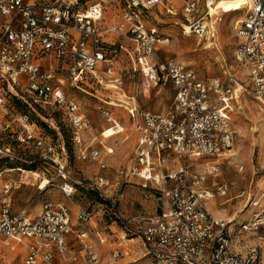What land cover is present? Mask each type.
<instances>
[{
  "label": "built area",
  "instance_id": "2783aa9c",
  "mask_svg": "<svg viewBox=\"0 0 264 264\" xmlns=\"http://www.w3.org/2000/svg\"><path fill=\"white\" fill-rule=\"evenodd\" d=\"M165 1L127 0L132 9L147 10ZM215 2L185 0L182 6V32L207 47H216L218 41L219 17L210 13ZM239 10L243 16L236 27L235 56L250 81L249 89L241 87L259 102L264 98V0H245ZM104 12L102 1L0 0V113L10 118L6 129L16 136L18 144L35 156L28 158L0 146V160L54 167L55 175L48 171L41 175L48 181L47 187L57 186L72 203L82 189L96 193L124 235L110 240L106 233L95 231L100 245L111 246L112 259L106 262L87 230L78 233L81 250L72 251L67 243L68 235L75 232L71 205L48 201L36 217L29 216L26 208L13 213L11 190L22 184L16 181L5 185L0 235L7 244L24 247V264H81L82 256L84 264H116L132 254L126 240H136L142 250L139 258L127 264H264V204L239 222L218 218L208 208L216 194L226 196L229 192L225 182L216 189L208 182L221 172L219 159L229 156L237 137L229 113L239 104L237 76L228 71L224 78H202L185 63L159 55L162 46L170 44V35L157 27L147 28L129 13L127 23L106 28ZM109 31L133 43L147 89L169 79L175 93L166 110H141L135 102L127 108L135 121L138 141L131 162L117 168L120 180L102 176L89 181L74 179L67 167L65 141L45 134L32 121L31 113L45 119L41 113L49 109L64 118L72 130L74 154L76 151L82 160L97 161L101 169L108 167L103 151L94 147L92 139L83 137L92 122L82 102L66 89V81L72 89L83 91L91 84L107 88L123 49L106 41ZM13 98L24 110L12 104ZM98 109L118 126L106 104ZM207 158H216V162ZM174 159L179 163L171 165ZM135 178L154 190L158 201L155 213L138 210L126 216L120 211L125 186ZM77 205V223L87 227L94 212L91 206ZM252 238L258 243L250 241Z\"/></svg>",
  "mask_w": 264,
  "mask_h": 264
},
{
  "label": "rangeland",
  "instance_id": "374dc122",
  "mask_svg": "<svg viewBox=\"0 0 264 264\" xmlns=\"http://www.w3.org/2000/svg\"><path fill=\"white\" fill-rule=\"evenodd\" d=\"M89 1L90 3L96 1L103 2L105 7L103 24L106 28L127 23L126 14L129 13L133 15L137 22L142 23L147 28L157 27L161 33L170 35V44L162 47L159 51V55L161 57L175 58L185 63L195 69L202 78H224L228 71H231L237 76L239 80L238 93H241L238 99L239 104L235 109H229L230 118L237 129V137L233 147L235 154L232 157L229 155L226 158L219 159L220 163H222L221 172L216 176L213 175L208 182L212 189H216L217 185L225 182L229 185V192L226 196H219L216 194V197L208 202V208L212 212L215 211L216 217L218 218H232L238 222L250 218L253 211L264 204V185L261 183L264 182V110H262L261 107L264 105V99L258 102L251 93L241 87L244 86L248 89L250 87L247 72L235 56L237 45V38L235 36L236 27L242 19L243 12L236 9V7L227 8L225 3L221 4L224 6H220L217 15L219 17L217 24V46L204 48L205 43L203 41H199L195 36L185 35L179 25V23L183 21L182 6L185 0H166L164 4H160L149 10L142 7L140 9H132L129 7L127 0ZM217 6L218 3L216 2V7ZM105 39L110 43L115 42L123 46L120 55L117 57L115 75L111 78L112 81L107 88L97 84H91L89 87L84 88L86 91H83L72 89L68 81H66V89L71 96L82 102L92 122V128L83 133V137L87 140L96 139L95 144L100 147L104 145L102 141L107 145L106 142L112 139L120 137L125 139L128 132V130H125L111 138H103L102 133L106 128L111 127L113 123L112 121H108L107 118L100 113L98 109L100 106L106 104L111 111V116L116 118L118 123L122 126H125V123L130 126H135V122L130 119L127 110L128 107H131L132 101L135 100L137 106L141 110L162 111L169 107L174 97L173 84L169 79L154 83L149 89L146 88V78L138 67L134 45L126 37L123 35L119 36L118 33L109 31ZM117 78L120 79L119 83L115 80ZM110 84H116L119 89L114 90L115 87H110ZM132 98L135 99L130 100ZM104 100L108 101V103ZM44 112L45 113H41V115L44 116L45 119L39 117L35 112L31 113L32 121H34L45 134L54 139L62 138L65 141L69 155L67 163L68 169L72 171V173L81 172L73 156L75 155V147L70 125L58 114H53L52 110L47 109ZM52 115L54 116L53 119L50 117ZM9 119L8 116L0 113V146L11 147L17 154H22L28 158L31 156L35 157L34 154H30L29 149L21 147L16 141V136L6 129V122L9 121ZM55 126L59 129V134L56 132ZM122 126L118 125V128L123 129ZM90 135H92V137ZM132 158L133 154L128 157L124 165L129 164ZM206 160L216 162V158H207ZM5 161L8 163H5ZM18 161L19 160L2 158L0 161V171L13 166H21L28 171H37L41 175L44 171H48L47 173L51 176L55 171L53 167L46 166L45 163L24 164ZM172 162H174V160H172ZM173 164L174 163H171V165ZM45 167L48 169L46 170ZM9 173L10 172L4 173L3 178H14L11 177L12 175H9ZM20 173L27 175V172ZM17 175L18 173L15 179H17ZM89 180L91 179H84V181ZM134 180L137 185L133 189L141 191L144 199L153 201L156 209L158 201L155 197L154 190L144 188L143 185L139 183L142 181L139 178H135ZM23 181L28 183L26 185L21 184L20 187L12 188L11 190L14 210L27 206L31 202L30 199L33 197V193H36L40 184V178H36L33 175H30L28 178H23ZM16 182L19 183L18 180ZM3 198L4 192L1 186L0 207ZM41 198L42 197H39V199ZM73 200L75 205L78 206V198L75 197ZM254 202L257 203L256 206ZM39 203L40 202L35 203L31 207V211L38 213L39 208H36V205ZM132 203L134 204L135 210L131 211L129 214L135 213L138 210L153 214L150 213L149 209L137 202ZM249 207L251 208L250 210H248ZM76 211H78V207ZM99 224H101V222ZM115 228H117V226ZM109 231H111L110 233L113 235H124L120 230H115L114 232L109 228ZM250 241L258 243L257 238H252ZM13 245L17 244L15 242L7 244L0 235V264H24L25 250L21 249L19 252H16L21 248V245H17L20 247L19 249L12 248ZM262 247L264 253V244ZM12 249H15V252Z\"/></svg>",
  "mask_w": 264,
  "mask_h": 264
},
{
  "label": "crops",
  "instance_id": "0c3cea01",
  "mask_svg": "<svg viewBox=\"0 0 264 264\" xmlns=\"http://www.w3.org/2000/svg\"><path fill=\"white\" fill-rule=\"evenodd\" d=\"M162 47H165V46H162ZM204 48H206V47H204ZM173 88H174V86H173ZM174 93H175V88H174ZM134 99L135 98H132L130 100H134ZM104 101H106V100H104ZM106 102L108 103V101H106ZM133 102H135V100L132 101L131 103H133ZM130 119L133 120L131 115H130ZM111 120H114L118 123V120L116 118H114L113 116H111ZM118 125L122 126L119 123H118ZM134 125L135 126H130L129 124L125 123V126H122L123 129H119L118 126L114 127L113 125L111 127L106 128V130L104 131V134H102L103 138H111V137H113V136H115L121 132H124L125 130H128V132H127V136L125 139H123V137H120L117 139H112V140L106 142L107 145L104 143V141H102V143L104 144V145H102V147L95 144L96 139H92L94 147L100 148L103 151V153H105L106 163L107 164L109 163L108 167L106 169H101L100 166L98 165L97 161L80 159L77 156V152L75 151V155H73V156L75 157L74 158L75 163H78L77 166L81 169V172L72 173V171H70L68 169L70 171L72 177L74 179L84 180V179L89 178V179L93 180L97 177L102 176V177L109 178L112 181L120 180L121 177L117 173V168L120 165H124L127 162L128 157L133 154L134 148H135L137 141H138V131L136 130V124L135 123H134ZM90 136L92 137V135H90ZM18 162L23 163L20 161H18ZM5 163H8V162L5 161ZM171 163H179V161L174 159V162L171 161ZM110 166H112V167H110ZM67 167H68V165H67ZM45 169H48V168L45 167ZM7 172H10L9 175H12L11 177H14V178H8V179L3 178V174L7 173ZM15 172L18 173L17 179H15V176L17 174ZM20 172H27V175H23ZM56 173H57V171L55 169L54 174H52V175H55ZM30 175H33L36 178H40V173L37 171H28L21 166L9 167L3 171H0V188L2 186L3 192H4L6 183L8 181H15V180L16 181L18 180L22 184L26 185L28 182H26V181L24 182L23 178H28ZM60 181L61 180L58 178V182H60ZM139 183H141L143 185L142 181H140ZM136 185L137 184H135V180L133 179L131 184H127L125 186L126 196L120 202V211L126 216L134 215L136 212L132 213V214H129V213L131 211L135 210L134 204L132 202H137L138 204L149 209L150 213L156 212L157 208L155 209V204L153 203V201L144 199L141 191H136L133 189V188H135ZM33 194H34L33 197L30 199L31 202L27 206L24 207L27 209V213L29 216L36 217L41 212L43 205L48 201H63V202L69 203L71 205V208H72L74 215L76 216V212H77L76 208L78 206H76L75 203H72L71 201H69L57 186H49V187L45 188L44 182L40 178V184L37 188V191H36V193H33ZM4 197H5V192H4ZM39 197H42V198L39 199ZM76 197L78 198V201L81 204H83L85 206H91V208L94 212V217H93V220L88 224L87 227H82L77 223V219L74 216L73 222L75 224V232L68 235V237H67V243H68L69 248L72 251L81 250L82 244H81L80 240L78 239V233L83 231V230H87L89 239L92 243H94L95 249L102 252L103 262L111 260L112 258H111V255L109 253L111 246L110 245H100L98 243V239L95 235V231H100V232L106 233L110 237V240H111L112 237L117 236V235H111V233H110L111 231H109V228L115 232V230H120L119 227L115 228L116 227L115 224L113 222L109 221V219H110L109 215L107 214L106 210L104 209L102 203L99 202L96 193L89 192V191L82 189L79 191V193L77 194ZM155 197H156V195H155ZM3 199L1 200V204H2ZM37 202H40L39 204L36 205V208H39V212L34 213L33 211H31V207ZM72 204H74V205H72ZM11 208H12L13 213H17L18 211L24 209V208H20L18 210H14L13 205ZM213 213L216 215L215 211ZM100 222H101V224H99ZM136 243H137L136 240H132V241L126 240V245L130 246V248L132 250V252H131L132 254L125 255L124 257L119 259L116 264H127V263H129V262H131V261H133L136 258H139L141 256V253H142L141 246H139V244H136ZM12 248L19 249L20 247L17 245H13ZM21 249H24V247L21 246V248L16 252H19ZM12 250L15 252V249H12ZM84 263H85V258H84V256H82L81 264H84ZM140 263H142V262H140ZM140 263H137V264H140Z\"/></svg>",
  "mask_w": 264,
  "mask_h": 264
},
{
  "label": "bare ground",
  "instance_id": "6f19581e",
  "mask_svg": "<svg viewBox=\"0 0 264 264\" xmlns=\"http://www.w3.org/2000/svg\"><path fill=\"white\" fill-rule=\"evenodd\" d=\"M217 3H218V6L216 7V2H215V5H211L210 6V13L212 15H218V11H219V8L220 6H224V5H221V4H224L225 3V6H227V8H235L236 9H242L243 8V5L245 3V0H234V1H231V0H215ZM231 2V3H230ZM216 7V8H215ZM206 48H208L206 45H205ZM110 87H115L114 90H118L119 87L117 85H110ZM110 89V88H109ZM239 91V89H238ZM118 93V92H117ZM120 94V93H119ZM120 98H123L122 96H119ZM264 99V98H262ZM262 107V110H264V105L261 106ZM263 133H264V128H263ZM264 137V136H263ZM234 150H232L229 155L232 157L234 155ZM40 178H41V174H40ZM42 181L44 182V186L45 188L47 187V183L48 181L46 179H44L43 177L41 178ZM262 185H264V182H261ZM264 196V195H263ZM262 196V197H263ZM264 201V200H263ZM251 208L249 207L248 210H250ZM247 210V211H248ZM94 223V222H93Z\"/></svg>",
  "mask_w": 264,
  "mask_h": 264
},
{
  "label": "trees",
  "instance_id": "16d2710c",
  "mask_svg": "<svg viewBox=\"0 0 264 264\" xmlns=\"http://www.w3.org/2000/svg\"><path fill=\"white\" fill-rule=\"evenodd\" d=\"M12 104L16 106V108H18L19 110H24L23 108V104L17 99V98H13L12 99ZM57 132V131H56ZM73 136V135H72ZM109 221L112 222L111 217H109Z\"/></svg>",
  "mask_w": 264,
  "mask_h": 264
}]
</instances>
